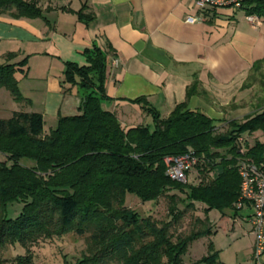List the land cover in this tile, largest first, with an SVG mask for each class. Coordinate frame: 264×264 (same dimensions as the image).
<instances>
[{
    "label": "trees",
    "instance_id": "trees-1",
    "mask_svg": "<svg viewBox=\"0 0 264 264\" xmlns=\"http://www.w3.org/2000/svg\"><path fill=\"white\" fill-rule=\"evenodd\" d=\"M241 10L264 19V0H248ZM2 14L26 19L43 16L34 0H0ZM76 15L84 24L91 21L83 9ZM107 49L92 44L82 52L87 66L64 64L62 84L78 88L80 115L58 118L48 134L43 133L40 114L13 112L10 118L0 119V154L5 157L0 161V252L9 246L25 250L27 255L17 257L16 264H32L31 247L67 234L85 238V251L77 264H183L189 245L212 234L209 211L239 216L234 207L240 187L234 140L245 133H259L256 137L264 139V107L241 123L227 121V130L218 132L215 120L187 109L185 102L161 118L144 98H138L132 103L151 118L153 127L124 130L100 106L108 99ZM23 65L0 61V89L15 103L26 102L14 77L17 66ZM193 92V86L188 88L186 99ZM188 152L198 159V183L170 180L163 159ZM263 152L264 143L256 141L250 156ZM216 167L220 171L214 176ZM175 193L184 196L181 203H187V208L198 203L203 209L204 218H197L184 236L174 237L171 232L182 214L175 205L169 207L171 221L159 223L142 218L125 203L130 194L141 203L167 196L173 204ZM13 203L22 207L10 219L6 210ZM207 251V256L191 264H222L211 243Z\"/></svg>",
    "mask_w": 264,
    "mask_h": 264
},
{
    "label": "crops",
    "instance_id": "crops-1",
    "mask_svg": "<svg viewBox=\"0 0 264 264\" xmlns=\"http://www.w3.org/2000/svg\"><path fill=\"white\" fill-rule=\"evenodd\" d=\"M34 1L42 18L0 15V61L24 62L14 77L26 101L15 103L3 94L0 118L13 112L40 114L44 134L58 118L80 115L78 88L62 84L64 64L87 66L82 52L92 44L109 48V65L117 60L107 72L108 99L100 106L124 130L146 126L149 116L132 103L138 98L161 118L185 102L187 109L201 111L219 126L223 117L244 110L250 73L264 64V19L248 23L241 9L200 13L190 0ZM81 9L91 17L88 24L77 18ZM199 14L201 22H185ZM7 55L12 57L6 60Z\"/></svg>",
    "mask_w": 264,
    "mask_h": 264
},
{
    "label": "rangeland",
    "instance_id": "rangeland-1",
    "mask_svg": "<svg viewBox=\"0 0 264 264\" xmlns=\"http://www.w3.org/2000/svg\"><path fill=\"white\" fill-rule=\"evenodd\" d=\"M246 87L248 93L242 105L244 110L231 117H223V122L219 125L218 132L227 130L226 122L228 120H235L241 123L246 117L253 116L264 107V64L252 69ZM1 90L0 105H6L4 104V96H9V94L6 90ZM3 110L5 117H8L7 108L5 107ZM3 116L0 114V117ZM145 123L146 126L152 129L153 125L150 117ZM258 134L255 133L253 135L256 137ZM260 140H263V138H260ZM0 161H5V157L1 154ZM21 162L30 165L27 160H22ZM219 171V167H216L213 175H217ZM197 180L195 169L187 174L186 183L197 184ZM175 194L176 199L173 204L167 196L160 197L154 203H141V201L130 194L126 195L125 203L128 209L135 211L142 218L149 217L159 223L171 221L168 213L169 207L175 205L177 212L182 214L181 218L172 224L171 232L174 237L184 236L191 232L194 221L197 218H204L203 209L198 203H194L195 207L193 209L187 208V203H181L184 200V196L180 193ZM21 207L17 203L9 205L6 210V217L10 219L16 218ZM238 215L240 216L241 213ZM239 216L233 218L231 212H225L222 215L214 210L209 211L207 218L212 227V234L189 245L187 253L182 258L183 264H191L207 256V246L210 243L213 251L217 252V260L222 264H257L252 259L253 238L249 234V225ZM85 247L84 237L67 234L59 238L38 242L29 249L28 255L31 256L32 264H77L84 254ZM26 255V251L19 246L6 247L0 252V264H16L15 259L17 257ZM260 263H264V255L260 258Z\"/></svg>",
    "mask_w": 264,
    "mask_h": 264
},
{
    "label": "built area",
    "instance_id": "built-area-1",
    "mask_svg": "<svg viewBox=\"0 0 264 264\" xmlns=\"http://www.w3.org/2000/svg\"><path fill=\"white\" fill-rule=\"evenodd\" d=\"M196 9L200 12H206L216 9H230L237 11L241 9L244 2L248 0H190ZM200 16L187 17L185 22L194 24L201 22ZM248 23H256L259 18L255 16H246ZM117 65V60L113 59L108 67ZM256 141L264 143L253 134H241L236 136L234 146L238 154L236 170L240 179L239 196L234 205L236 211L241 213L242 219L250 227L249 234L253 238L252 259L260 264V258L264 255V152L258 157L250 156ZM163 162L166 167L167 177L176 182L185 183L187 174L195 169L198 163L197 157L188 152L178 157H165Z\"/></svg>",
    "mask_w": 264,
    "mask_h": 264
}]
</instances>
